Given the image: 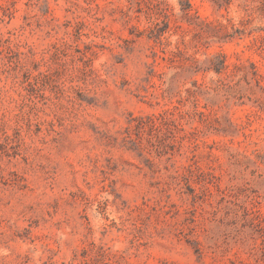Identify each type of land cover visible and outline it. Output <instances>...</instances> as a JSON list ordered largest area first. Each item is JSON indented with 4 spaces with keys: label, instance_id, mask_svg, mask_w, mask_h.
Returning <instances> with one entry per match:
<instances>
[{
    "label": "rangeland",
    "instance_id": "rangeland-1",
    "mask_svg": "<svg viewBox=\"0 0 264 264\" xmlns=\"http://www.w3.org/2000/svg\"><path fill=\"white\" fill-rule=\"evenodd\" d=\"M0 264H264V0H0Z\"/></svg>",
    "mask_w": 264,
    "mask_h": 264
}]
</instances>
